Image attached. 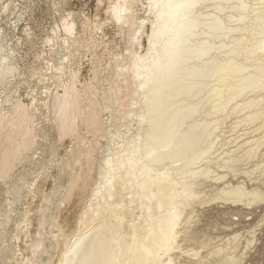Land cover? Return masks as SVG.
Returning <instances> with one entry per match:
<instances>
[{
    "label": "bare ground",
    "instance_id": "obj_1",
    "mask_svg": "<svg viewBox=\"0 0 264 264\" xmlns=\"http://www.w3.org/2000/svg\"><path fill=\"white\" fill-rule=\"evenodd\" d=\"M51 2L59 20L40 34L30 3L0 0V264L6 245L13 264L250 261L264 246V0Z\"/></svg>",
    "mask_w": 264,
    "mask_h": 264
},
{
    "label": "rangeland",
    "instance_id": "obj_2",
    "mask_svg": "<svg viewBox=\"0 0 264 264\" xmlns=\"http://www.w3.org/2000/svg\"><path fill=\"white\" fill-rule=\"evenodd\" d=\"M19 1L20 2H27V3L31 4V6L33 8L32 25L34 26L36 31L40 34H44L45 30L48 29L51 24L53 25L54 20H57V21L59 20V18H58L59 14L57 11L54 10V7L52 5L51 0H19ZM96 4H97V0H69V6L78 14H81V12L83 10L86 13H90V14L94 13L95 8H96ZM10 32H12V31L10 30ZM14 33L15 34L16 33L22 34V31H21V29H19V30H16V32H14ZM107 35L108 36H114V30L112 28H108V34ZM37 91L41 94H44L45 88L42 86L41 83L37 87ZM164 119H165V117H164ZM47 160H50V157H47ZM34 162H35V164L26 166V170L24 171V173L27 175V182L24 183L22 189L18 190V193L15 196H13L15 198V202L13 204V206L15 208L12 207V210L10 211L11 216H10L9 231H11V228L14 226L16 221L18 219H20V217L22 215L21 210H23L24 207H26V205L28 203V200H29L28 198L31 194L30 189H31L33 183L35 182L36 176L38 173V170L35 171V169L39 166V163L35 159H34ZM65 184H67L66 177H64L61 180V183L58 186L59 187V193L57 195V198L59 196H61L62 191L66 186ZM19 195H21V196H19ZM5 197H6V194H4V196L2 198H0L2 202H5ZM54 206L55 205H53V207ZM225 216H224L225 221L226 220L228 221V218H235L236 217V216H230L229 214H226ZM250 216L254 217V214L248 215V216H246V218H248ZM212 224H214V223L212 222ZM218 225H219L218 226L219 228L223 227L222 224L221 225L218 224ZM213 230H216V228H214ZM5 251L6 252L3 256L4 264H13L14 259H10L11 257L13 258V252H11V251H14L13 247L10 245H6ZM6 255H8V256H6ZM47 258L48 259L43 260V262H45V261L48 262L50 260L49 255H47ZM243 264H264V246L261 249H259L258 252L253 251L251 253V256H250V261H245V263H243Z\"/></svg>",
    "mask_w": 264,
    "mask_h": 264
},
{
    "label": "snow or ice",
    "instance_id": "obj_3",
    "mask_svg": "<svg viewBox=\"0 0 264 264\" xmlns=\"http://www.w3.org/2000/svg\"><path fill=\"white\" fill-rule=\"evenodd\" d=\"M6 7V6H5ZM156 7L160 8V7H167V8H172V7H176V8H186L188 7L187 5H171V4H157ZM126 7H123L119 4H115V5H111L110 6V11L112 12V15L116 18L117 22H119L121 20L122 14L126 11ZM153 27L155 28L156 26L153 25ZM169 243H172V241L170 240ZM81 264H97V262L95 261H90V260H83L81 261ZM106 264H117V262L112 261V262H106ZM159 264H165V261L160 260ZM167 264H172V261L169 260L167 261ZM237 264H239V262H237Z\"/></svg>",
    "mask_w": 264,
    "mask_h": 264
}]
</instances>
